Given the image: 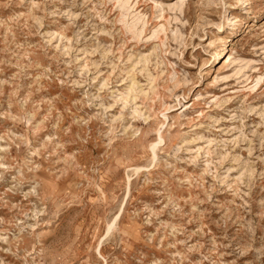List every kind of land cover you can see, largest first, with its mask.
I'll list each match as a JSON object with an SVG mask.
<instances>
[{
    "label": "rangeland",
    "instance_id": "1",
    "mask_svg": "<svg viewBox=\"0 0 264 264\" xmlns=\"http://www.w3.org/2000/svg\"><path fill=\"white\" fill-rule=\"evenodd\" d=\"M124 1L0 0V264H264V0Z\"/></svg>",
    "mask_w": 264,
    "mask_h": 264
},
{
    "label": "bare ground",
    "instance_id": "2",
    "mask_svg": "<svg viewBox=\"0 0 264 264\" xmlns=\"http://www.w3.org/2000/svg\"><path fill=\"white\" fill-rule=\"evenodd\" d=\"M116 3H118V6L120 7V9H121V13H122V15H124V11H125V9L127 8V5L129 4L127 1H124V0H114ZM178 7H182V5H183V1L181 0L180 2H178ZM125 27L127 28V29H129V30H131V31H133L134 30V25L132 24V23H127L126 21H125ZM161 30V29H160ZM160 30H158L157 32H156V35L159 33V31ZM228 49V46L227 45H224V50H227ZM228 53V50L225 52V54L223 55V58L226 56V54ZM259 80V78H257V81ZM155 148L156 147H154L153 148V159L154 160H156L157 159V153H156V151H155Z\"/></svg>",
    "mask_w": 264,
    "mask_h": 264
},
{
    "label": "snow or ice",
    "instance_id": "3",
    "mask_svg": "<svg viewBox=\"0 0 264 264\" xmlns=\"http://www.w3.org/2000/svg\"><path fill=\"white\" fill-rule=\"evenodd\" d=\"M156 7H160L159 5H156Z\"/></svg>",
    "mask_w": 264,
    "mask_h": 264
}]
</instances>
